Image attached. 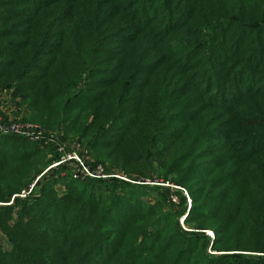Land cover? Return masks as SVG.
I'll list each match as a JSON object with an SVG mask.
<instances>
[{"label": "trees", "instance_id": "trees-1", "mask_svg": "<svg viewBox=\"0 0 264 264\" xmlns=\"http://www.w3.org/2000/svg\"><path fill=\"white\" fill-rule=\"evenodd\" d=\"M5 91L0 264H264V0H0Z\"/></svg>", "mask_w": 264, "mask_h": 264}, {"label": "built area", "instance_id": "built-area-1", "mask_svg": "<svg viewBox=\"0 0 264 264\" xmlns=\"http://www.w3.org/2000/svg\"><path fill=\"white\" fill-rule=\"evenodd\" d=\"M9 112L11 119L9 122L4 123L3 122V115L1 112ZM15 112V106L12 101V96L11 93L9 92H0V132H14V133H21L24 135L29 136L31 139L34 140H41V139H48V135L46 134L45 130L37 123H31V122H22L13 119ZM52 139V137H51ZM58 150L62 151L64 150V146L60 143H58ZM71 159H75L80 162L81 168H80V173L79 171H76V176L79 174H84V175H90L94 177H108L109 175L105 174L103 171L102 166H99L98 169L95 171L91 170L88 166L85 165V163L82 161L80 156L76 151L73 153H64L62 155V160L60 162H65L69 161ZM60 162H56L53 165H57ZM28 192H24L22 195L25 196L27 195ZM172 199L174 201H177V196L172 195Z\"/></svg>", "mask_w": 264, "mask_h": 264}, {"label": "rangeland", "instance_id": "rangeland-1", "mask_svg": "<svg viewBox=\"0 0 264 264\" xmlns=\"http://www.w3.org/2000/svg\"><path fill=\"white\" fill-rule=\"evenodd\" d=\"M52 166H54V165H52ZM211 232H212V231H211ZM209 234H211L210 231H209ZM212 234H213V233H212ZM212 234H211V235H212Z\"/></svg>", "mask_w": 264, "mask_h": 264}]
</instances>
